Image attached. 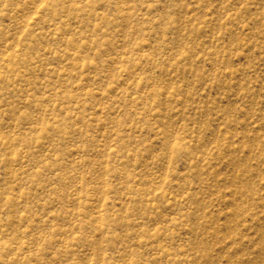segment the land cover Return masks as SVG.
Segmentation results:
<instances>
[{
	"label": "rangeland",
	"instance_id": "rangeland-1",
	"mask_svg": "<svg viewBox=\"0 0 264 264\" xmlns=\"http://www.w3.org/2000/svg\"><path fill=\"white\" fill-rule=\"evenodd\" d=\"M0 264H264V0H0Z\"/></svg>",
	"mask_w": 264,
	"mask_h": 264
}]
</instances>
